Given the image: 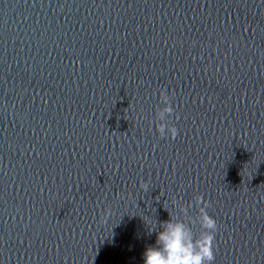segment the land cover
Segmentation results:
<instances>
[{
    "label": "water",
    "instance_id": "95a60500",
    "mask_svg": "<svg viewBox=\"0 0 264 264\" xmlns=\"http://www.w3.org/2000/svg\"><path fill=\"white\" fill-rule=\"evenodd\" d=\"M196 195L264 264V0H0V264H143Z\"/></svg>",
    "mask_w": 264,
    "mask_h": 264
},
{
    "label": "clouds",
    "instance_id": "9594fccd",
    "mask_svg": "<svg viewBox=\"0 0 264 264\" xmlns=\"http://www.w3.org/2000/svg\"><path fill=\"white\" fill-rule=\"evenodd\" d=\"M160 101L163 107L156 111L155 119L159 121L156 131L161 138L175 139L178 130L170 122L173 107L169 95L163 89L160 91ZM139 187L147 190V183L142 180ZM194 200L198 216L185 223L179 219L173 221L169 215V219L161 222L160 230L156 231L155 244L145 249L143 264H212L217 222L206 211L210 205L202 195H196ZM180 212L187 214V209L181 206ZM110 214V210H106L101 221L105 222ZM190 224H198L199 231L194 232Z\"/></svg>",
    "mask_w": 264,
    "mask_h": 264
}]
</instances>
